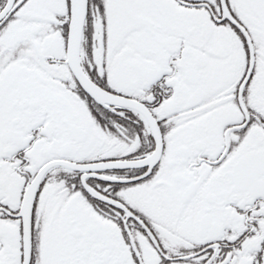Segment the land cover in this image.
<instances>
[{"label": "snow or ice", "instance_id": "6c2138e0", "mask_svg": "<svg viewBox=\"0 0 264 264\" xmlns=\"http://www.w3.org/2000/svg\"><path fill=\"white\" fill-rule=\"evenodd\" d=\"M0 264H264V0H0Z\"/></svg>", "mask_w": 264, "mask_h": 264}]
</instances>
